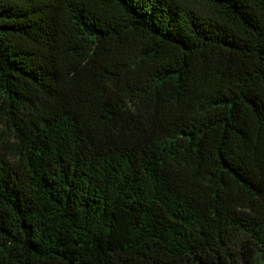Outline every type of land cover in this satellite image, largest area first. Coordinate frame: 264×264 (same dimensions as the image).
I'll use <instances>...</instances> for the list:
<instances>
[{
	"label": "trees",
	"instance_id": "trees-1",
	"mask_svg": "<svg viewBox=\"0 0 264 264\" xmlns=\"http://www.w3.org/2000/svg\"><path fill=\"white\" fill-rule=\"evenodd\" d=\"M0 264H264V0H0Z\"/></svg>",
	"mask_w": 264,
	"mask_h": 264
},
{
	"label": "rangeland",
	"instance_id": "rangeland-1",
	"mask_svg": "<svg viewBox=\"0 0 264 264\" xmlns=\"http://www.w3.org/2000/svg\"><path fill=\"white\" fill-rule=\"evenodd\" d=\"M0 125V129H1ZM9 144L8 138L5 133H0V151H4L5 147Z\"/></svg>",
	"mask_w": 264,
	"mask_h": 264
}]
</instances>
